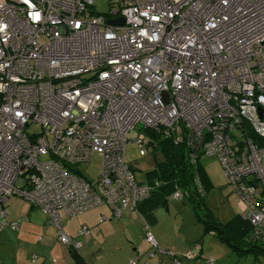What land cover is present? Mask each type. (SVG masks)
Returning <instances> with one entry per match:
<instances>
[{
	"label": "built area",
	"instance_id": "built-area-1",
	"mask_svg": "<svg viewBox=\"0 0 264 264\" xmlns=\"http://www.w3.org/2000/svg\"><path fill=\"white\" fill-rule=\"evenodd\" d=\"M94 1L0 0V230L18 229L4 204L21 196L77 253L89 229L68 236L61 212L136 211L158 185L137 181L124 159L128 133L141 125L184 144L190 164L215 156L252 239L264 244V146L247 135L264 142V0H109L106 13ZM153 140L133 143L146 156ZM92 153L101 158L94 179L77 169ZM188 194L175 188L170 197ZM143 235L148 258L181 264L145 219Z\"/></svg>",
	"mask_w": 264,
	"mask_h": 264
},
{
	"label": "rangeland",
	"instance_id": "rangeland-1",
	"mask_svg": "<svg viewBox=\"0 0 264 264\" xmlns=\"http://www.w3.org/2000/svg\"><path fill=\"white\" fill-rule=\"evenodd\" d=\"M109 7V0H95L93 3V9L98 13H106ZM28 130L37 133L40 131V126L32 125ZM137 136L151 139L148 131L141 129V125H137L134 131L128 133L124 159L133 169L136 180L140 181L144 179L145 171L153 168L155 159L160 161L161 157L159 154H155V157H153L150 152L146 156H141L138 148L133 143V139ZM199 159L208 181L207 188L202 184L205 192L204 196L196 197L198 200L202 199V204H200V207H193L192 201L186 197L184 200H175L166 196L161 201H154L150 207L153 210L151 212L153 221L151 222L149 219L151 232L158 238L157 231H159L165 238L173 241L176 246V257H182L179 254L184 255L190 252L193 256L213 257L214 264H264V256L262 254H247L239 257L225 243L220 242L213 232L205 230L204 221L209 219V217L225 223L233 217L244 213V211L240 206L238 195L225 181L219 160L215 156L204 155ZM77 169L90 179L96 178L101 172L100 155L92 153L89 161L79 164ZM4 206L8 213V220H21L18 231L6 227L0 232V263L5 264L8 262L11 264L14 251L18 246H21L19 239H22L26 234L30 238L36 237L38 234L44 236L38 225L43 224L46 220L38 208L32 206L29 201L21 196H11ZM81 214L83 212L77 216ZM27 215H30V220L27 219ZM154 216L156 217L155 219ZM138 219L141 222V218L138 217ZM71 221H76V218H72ZM112 222L117 221L112 220ZM49 226L56 230L53 224H49ZM115 229L116 227L113 225L112 230ZM142 233V227L141 230L138 227V234L143 235ZM90 234L88 233L87 237L88 235L90 237ZM101 240L103 239H97L93 246L92 252L94 254L99 251L97 248H99ZM138 241L139 243L136 244L142 243L143 246H146L147 251L149 242L143 236ZM111 245H114V243L109 242L102 247L103 258L100 261L103 263L107 262L106 256H109ZM123 245L125 251H132L133 245L126 242H123ZM139 250H142V248L140 247ZM200 252L203 254L200 255ZM124 254L125 252L123 251L117 255L123 256ZM122 256H118L116 259L118 260Z\"/></svg>",
	"mask_w": 264,
	"mask_h": 264
},
{
	"label": "crops",
	"instance_id": "crops-1",
	"mask_svg": "<svg viewBox=\"0 0 264 264\" xmlns=\"http://www.w3.org/2000/svg\"><path fill=\"white\" fill-rule=\"evenodd\" d=\"M149 152L150 151H148V153ZM196 178L200 182L202 189L201 191L198 190L199 186L197 187V185L195 184ZM196 178L194 179L196 192L198 193L199 197H203L205 194L204 188L199 178ZM139 182L148 184L151 183L147 181L145 173L144 179L140 180ZM174 190L175 187L169 193L168 198H171L170 195ZM189 195L190 193L186 198H188ZM155 198L156 197H151L145 200L142 204L139 205V209L137 208L136 211L130 208L122 209L120 211L119 217H114L111 208L106 204H101L89 210L83 211V214H81L80 216H77L80 213L66 216L61 212V227L65 234L71 237L76 236L77 230L80 228V226H86L89 229V234L91 233L90 237L88 235L89 238L86 237L81 239L82 245L77 250L78 259L72 256V250L69 248V246H66L58 240L57 230L49 226V224L51 223L47 221L45 214L39 211L46 220L43 224L38 225L40 230L44 233V236L38 234L36 237L30 238L26 234L22 237L23 240L19 239L21 241V246H18V248H16V250L14 251L12 258L13 262H11V264H126L128 259L133 258L136 260V264H173L172 257L170 256V258L168 257L169 255L167 256L166 254H158L156 257L148 258L147 252L149 248L146 251V246H143L142 243L136 244L139 243L138 239L141 236L144 237V235L138 234V227L140 228V230L142 227L143 231V219H145L149 224V228V219L151 220V222L153 221V218H151V215H153L151 212H153V210L150 207L155 201ZM138 217L141 218V222ZM72 218H76V221H71ZM155 218L156 217L154 216V219ZM27 219H31L30 215H27ZM112 220L117 222H112ZM20 222L21 220L19 219L17 231L19 230ZM141 224L142 226H140ZM113 225L116 227L115 230H112ZM157 233L158 238L155 237L154 233H152V235L153 237H155L158 245L162 249L175 252L176 246L173 241L165 238L161 232L157 231ZM97 239L103 240L99 242V248H97L96 244V248L99 251L94 254L92 252V248L95 245ZM109 242L114 243V245L110 246L109 256H106L107 262L103 263L102 261H100L103 258V252H101L102 247ZM123 242L133 245L131 252L129 250H124ZM140 247L142 248V250H139ZM123 251L125 252L123 256L117 255L118 253ZM188 253L191 255V257H179L181 264H214L213 257H211L213 261L212 263H210L207 261V256H205V258L207 257L205 259L204 256H193L192 253ZM202 254L203 253L200 252V255ZM116 255L117 257H122L117 260ZM5 264L10 263L7 262Z\"/></svg>",
	"mask_w": 264,
	"mask_h": 264
},
{
	"label": "trees",
	"instance_id": "trees-1",
	"mask_svg": "<svg viewBox=\"0 0 264 264\" xmlns=\"http://www.w3.org/2000/svg\"><path fill=\"white\" fill-rule=\"evenodd\" d=\"M149 135L154 139L150 153L153 154V157L155 154H159L161 160L155 159V165L145 172V176L151 185L157 182L159 187L155 186L158 188L151 191L146 199L138 203L137 208L139 209V205L151 197H156L155 201H161L163 197L169 195L174 187L189 191L188 198L192 201L193 207H200L202 199H196L199 195L196 192L194 179L198 177L205 187L208 185L200 159L195 164H190L186 157L184 144H174L169 139H161L152 133ZM247 135L254 142L264 146V142L252 130L248 129ZM70 170L74 171L72 168ZM204 228L206 231L213 232L220 242L225 243L239 257L247 254H262L264 256V244L252 239L250 231L252 232L253 227L249 221L241 218L240 214L225 223L209 217L204 221ZM71 253L74 258L78 259L76 252L72 250Z\"/></svg>",
	"mask_w": 264,
	"mask_h": 264
},
{
	"label": "water",
	"instance_id": "water-1",
	"mask_svg": "<svg viewBox=\"0 0 264 264\" xmlns=\"http://www.w3.org/2000/svg\"><path fill=\"white\" fill-rule=\"evenodd\" d=\"M108 23H111V24H122V19H117V20H114V21H108ZM258 113H259V116L262 117V108L261 107H258Z\"/></svg>",
	"mask_w": 264,
	"mask_h": 264
},
{
	"label": "bare ground",
	"instance_id": "bare-ground-1",
	"mask_svg": "<svg viewBox=\"0 0 264 264\" xmlns=\"http://www.w3.org/2000/svg\"><path fill=\"white\" fill-rule=\"evenodd\" d=\"M238 135L247 138L243 132L238 133ZM247 139H249L251 141L250 138H247Z\"/></svg>",
	"mask_w": 264,
	"mask_h": 264
},
{
	"label": "flooded vegetation",
	"instance_id": "flooded-vegetation-1",
	"mask_svg": "<svg viewBox=\"0 0 264 264\" xmlns=\"http://www.w3.org/2000/svg\"><path fill=\"white\" fill-rule=\"evenodd\" d=\"M125 209V208H124ZM122 210V209H121ZM156 240V239H155ZM77 254H78V252H77Z\"/></svg>",
	"mask_w": 264,
	"mask_h": 264
}]
</instances>
